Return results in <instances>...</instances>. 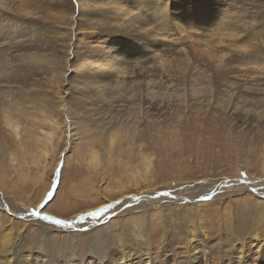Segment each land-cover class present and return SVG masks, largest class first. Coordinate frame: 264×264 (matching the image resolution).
<instances>
[{
  "label": "rangeland",
  "instance_id": "rangeland-1",
  "mask_svg": "<svg viewBox=\"0 0 264 264\" xmlns=\"http://www.w3.org/2000/svg\"><path fill=\"white\" fill-rule=\"evenodd\" d=\"M150 5L160 19H150L158 38L138 54L128 48L122 90L114 87L102 101L95 89L81 87L76 67L83 52L94 55L93 41L105 29L94 25L97 18L85 21L79 0H0V58L8 73L0 75V221L8 226L15 219L14 235L27 243L45 249L48 243L59 256L78 234L77 254L87 256L90 239L105 237L110 259L122 243L136 252L159 248L173 262L182 252L171 241L186 226L208 228L207 248L216 253L235 241L234 228L247 247L263 230L264 0ZM112 29L105 42L118 35ZM26 52L44 53L51 62L11 75L28 65ZM34 209L69 223L39 219ZM37 221L53 224L48 237H41Z\"/></svg>",
  "mask_w": 264,
  "mask_h": 264
},
{
  "label": "bare ground",
  "instance_id": "bare-ground-1",
  "mask_svg": "<svg viewBox=\"0 0 264 264\" xmlns=\"http://www.w3.org/2000/svg\"><path fill=\"white\" fill-rule=\"evenodd\" d=\"M123 1H126V3L127 2L128 3H132V2L136 3L137 6H136V8L134 7V9L130 8V6L127 7L125 4H123ZM152 1L153 0H146V1H144V0H79L80 8L84 9V11H87L86 14L83 15V18L85 19V21L97 18L96 20H94V22H95L94 25H96V26L101 25V27L103 26L105 29V31H103V29L100 31L99 36H96L98 41H93L95 43V45H97V46H95L92 44L94 46V48H93L94 49V51H93L94 55H90L88 51L83 52V58L78 63V65L76 67L77 71L79 72L78 77L80 78L81 87L83 89H87V88L95 89L97 91V94H94V96H98L97 99H100L102 101L109 100L110 98H112V94H113L115 88H117L116 91L122 90L121 85H122V83L124 84V82L126 80L121 81L120 78L122 76L119 74L125 75L129 71V69H126V66H124L125 64H127L128 60L126 62H121L124 59L123 55L124 56L127 55L126 53H127L128 48H131L132 52H137V54H138V51L144 47L152 48L151 44L153 43V41L156 40L155 37H157V35L155 33L156 27H153L154 29L150 27L152 25L150 19L153 20V22H157L160 20L159 18H157L158 12L156 13V11H154V10H149L151 8H154V6L150 5V3ZM87 8H90V9L87 10ZM134 10H139V12L134 13ZM212 13H214V12H212ZM230 14H231V12H230ZM142 15H146V16L150 15V16H147L148 19H146L147 17L146 16L141 17ZM234 15H235V13H234ZM234 15H232V16H234ZM224 18H226V17H224ZM91 22H93V21H91ZM226 22H228V21H226ZM160 23L163 25V29L165 30V32H170L169 29H171V27L169 26V24H165V21H160ZM224 23H225V20H224ZM161 24H159V25L161 26ZM90 25H92V24H90ZM107 25L109 27H106ZM113 27L116 30V32L114 31V33L118 34V35H116V37H112V38L110 37L108 39V42H105L104 38H107L109 36V33H110V31L113 30L112 29ZM95 28H97V27H95ZM248 28H249V26H248ZM30 31H32V30H30ZM120 32L125 34V35L119 34ZM233 32H232V34H233ZM131 33H133L137 37L139 36V38L142 37L143 39L137 41L134 37H129V35ZM30 34H29V36L32 35V34L31 35ZM140 34L142 36H140ZM23 37H26V36L24 35ZM163 39H165V38L163 37ZM168 39H169V37H168ZM239 40H241V39H239ZM241 42L242 41H240V43ZM262 42H264V40ZM240 46L243 47L242 44ZM246 47H245V49H246ZM27 49H33V48L28 47ZM118 50H120V51H118ZM100 54H102L104 57L100 58L99 57ZM210 54H211V52H210ZM87 55L91 56L90 60L88 59ZM132 55L136 56V54H133V53H132ZM21 56H22V60L24 62H27L28 65H26V66L22 65L21 69L19 71L14 72V74H11L13 76H15V74H16V76H18V75L26 72V68H32V70H33V69L38 68V66H41L45 63L51 62V61H48L46 59V55L44 53L43 54H31L30 55V54H28V52H26L25 55L22 53ZM223 56L221 55V58H223ZM163 60L164 59H162L160 62H163ZM135 61H137V60L135 59ZM227 61H229V60H227ZM5 62H6L5 58H0V75L7 76L8 73H6L4 71V68L2 67V66H4L3 64ZM145 66H147V64ZM254 66H255V64H254ZM256 66H257V64H256ZM140 67H141V65H140ZM149 68H151V67L149 66ZM144 69H145V67H144ZM147 70H148V68H147ZM149 70H148V72H149ZM111 71L117 72V73H115V75H113V79H112V77L111 78L109 77V75H110L109 73H111ZM136 71H138V70H136ZM141 73L143 74V72H141ZM151 73H153V72L151 71ZM147 74H149V73H147ZM143 75H145V74H143ZM151 77H152V75H151ZM114 78H117V79H114ZM105 79H107V81H105ZM247 79H244V80H247ZM151 81L152 80L150 79L147 84H149ZM112 82L116 83V84H113ZM131 83L132 82H129L128 84H131ZM245 83H248V82H245ZM153 87H154V85L152 82V84L147 88V95H151V98L153 96H156L154 94L153 89H152ZM82 88H80V89H82ZM250 88H251L250 93L254 94V95L250 94L251 98L252 99L258 98L255 96L256 91L258 89L255 87H250ZM247 96L248 95H246V97ZM255 107H256V105H255ZM112 139H113V136H112ZM259 189H262V191L260 192V195H264V185H262ZM203 193H205V192H203ZM173 197H174L173 195L170 196L171 199ZM26 213H28V212H26ZM20 216H22V215H20ZM105 218H106V220H108L109 217L107 218L105 216ZM263 221H264V209H260L258 211V223H260L259 224V230L263 227L261 225V223ZM31 222H34V221H31ZM15 224H17L15 219H14V221H12V224L8 225V226L5 225V222L0 221V247L3 248V250H0V264H118L119 260H120L121 264H143V263L144 264H218L219 259L222 260L221 262H223V263L226 262V264H264V228H263V230L256 232L252 236V238L250 240L252 245L250 247L246 246L249 243L244 240L245 237L237 234V232L241 233V230H237L236 228H234L235 230H233V232L237 236L235 241L233 243H230V242L226 243L225 242L226 243L225 245L217 246L218 252L216 253L215 252V248H216L215 246L212 245V247H213L212 252L208 251V248H207L208 245L211 246L208 243V241L210 239V237H207V235H209V234H207L208 228H205V226L204 227L202 226L201 228H199V231H197L194 229V227L186 226V231H185V229L182 228L181 231L183 233H181L179 236L177 233L176 240L171 241L173 243L172 247L177 252H178L177 249L180 248L181 250L179 249V251H180L179 254L182 252L181 255H178V253H175V257H173L174 261L171 262V261H169V258L165 259L164 257H162L163 254L159 253V248L157 249L156 252H155V249H151L150 247L148 249H141L140 248V251L136 252L134 250V248L129 247L128 245H125L122 243L120 244V246H121L120 255L118 257L116 255H114V259H110V250H111V248L109 246L110 242L105 237L95 239V240L90 239L91 242H90L89 252L87 251V256H78V254H77V251H78L77 246L78 245H77V240L75 239V238H77L78 234H73L71 236V241L67 242V245H68L67 248L63 247L62 254L57 256V255L53 254L54 252H53L51 246L49 247L48 243L44 244V246L47 247L45 249L42 246H40L37 242L33 243V245H32L31 243L29 244L26 242V238L18 236V235H14V229H15L14 225ZM52 225H49L45 221L38 222V228H39V232H41V237H42V234L45 236V238H46V236L48 237V233L51 231L49 228H52ZM96 227H98V231L102 232V230L104 229L105 226L101 225V226H96ZM237 228H239V227L237 226ZM91 231H94V230L92 229ZM51 233H53V232H51ZM199 234L203 235V237L199 236ZM39 237H40V235H39ZM97 237L98 236H95L94 238H97ZM168 242L169 241H167L166 245L171 244V242L170 243H168ZM218 244L221 245V243H218ZM171 248H170V250H171ZM163 252H165V251L163 250ZM171 252H172V250H171ZM221 254H222V256H221ZM218 257H219V259H217ZM222 257H223V259H222ZM150 258L153 260H151ZM45 261H47V262H45Z\"/></svg>",
  "mask_w": 264,
  "mask_h": 264
},
{
  "label": "snow or ice",
  "instance_id": "snow-or-ice-1",
  "mask_svg": "<svg viewBox=\"0 0 264 264\" xmlns=\"http://www.w3.org/2000/svg\"><path fill=\"white\" fill-rule=\"evenodd\" d=\"M165 15H166V10L165 9H162L161 10ZM134 199H138L136 197H134ZM204 199H207V197H204ZM43 206H41L42 208ZM104 209L101 208V209H97L96 211L94 212H91V213H88V215L90 216H97L99 213L103 212ZM33 215L45 220V221H52L54 224H58V225H65L67 226L68 225V221H64V220H59V219H54L52 216L48 215V214H45V213H42L41 210L39 209H34L33 212H32Z\"/></svg>",
  "mask_w": 264,
  "mask_h": 264
}]
</instances>
